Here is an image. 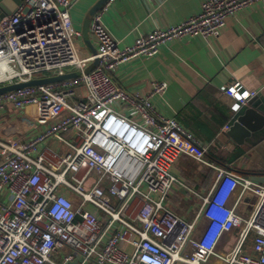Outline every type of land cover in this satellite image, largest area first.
Listing matches in <instances>:
<instances>
[{
  "label": "built area",
  "instance_id": "2783aa9c",
  "mask_svg": "<svg viewBox=\"0 0 264 264\" xmlns=\"http://www.w3.org/2000/svg\"><path fill=\"white\" fill-rule=\"evenodd\" d=\"M257 2L264 0H205L198 14L141 34L124 47L104 28L103 7L89 26L97 53L85 58L79 56L82 34L73 27L70 0H23L13 14L0 18V86L80 73L0 95V112L7 105L37 106L42 128L24 142L0 143V264H71L76 254V264H206L221 236L236 228L235 243L218 259L264 264V184L211 165L216 177L200 197L196 216L191 222L177 216L167 203L181 185L173 164L208 146L201 147L175 118L156 112L152 99L166 92L165 82H152L140 96L111 78L121 64L156 56L174 39L217 38L227 18ZM94 60L98 64L86 73ZM78 88L83 97L76 96ZM223 91L233 100L234 115L257 95L238 82ZM50 141L63 151L44 146ZM237 188L239 198L229 206ZM245 194L256 202L244 217L236 208ZM201 217L207 223L196 235ZM251 236L256 256L243 252Z\"/></svg>",
  "mask_w": 264,
  "mask_h": 264
},
{
  "label": "crops",
  "instance_id": "0c3cea01",
  "mask_svg": "<svg viewBox=\"0 0 264 264\" xmlns=\"http://www.w3.org/2000/svg\"><path fill=\"white\" fill-rule=\"evenodd\" d=\"M98 1L70 0L71 21L81 34L90 9ZM203 1L107 0L97 12L106 7L102 24L119 47H124L131 45L141 34L179 24L198 14ZM89 39L92 48L97 50L98 45L90 33ZM77 48L81 58L93 55L82 36ZM112 77L122 90L140 96L148 94L152 82H165L166 92L152 99L156 112L175 118L201 147L208 146L204 153L196 147L191 155H181L173 164L171 172L181 185L173 188L167 203L177 216L188 222L194 219L202 202L200 197L208 193L215 180L216 170L212 166L251 179L253 174H264V120L242 143L222 131L226 124L231 127L241 111L249 106L233 114V100L223 91L228 84L238 82L245 89L256 91L257 95L250 103L264 115V2L254 3L227 18L226 27L217 38L174 39L162 45L156 56L134 57L121 64ZM84 94L83 88L76 89L77 97ZM123 113L131 114L128 110ZM36 114L35 105L23 109L7 105L0 112V143H21L40 132L42 128L36 123ZM44 146L63 151V147L53 141ZM2 155L0 148V161ZM239 195L240 188H237L228 205L232 206ZM250 201L251 195H243L237 213L248 216L255 205L251 206ZM206 223L207 220L201 217L196 235ZM238 234L237 228L224 233L206 264H223L217 256L231 249ZM252 244L251 236L245 241L243 252L256 256ZM68 252V249L62 250V253ZM56 259L62 260L61 255Z\"/></svg>",
  "mask_w": 264,
  "mask_h": 264
},
{
  "label": "water",
  "instance_id": "95a60500",
  "mask_svg": "<svg viewBox=\"0 0 264 264\" xmlns=\"http://www.w3.org/2000/svg\"><path fill=\"white\" fill-rule=\"evenodd\" d=\"M23 0H0V18L5 15L13 14ZM107 0H99L89 11L88 18L86 19L82 29V39L85 45L95 55L97 50L93 47L89 39V23L90 18L105 4ZM98 60H94L91 65L85 70V72L92 71ZM80 75L79 72H70L63 75H53L48 77L36 78L26 83L12 84L7 86H0V95L9 91H15L25 87L48 85L59 83L68 79H74ZM254 99V98H253ZM264 120V115L259 112V109L253 103H249V106L241 111V114L233 122L232 126L227 131V135L234 138L236 142L242 143L245 137H248L251 131L256 130ZM254 181L264 184V174H253ZM79 255L76 254V264Z\"/></svg>",
  "mask_w": 264,
  "mask_h": 264
},
{
  "label": "rangeland",
  "instance_id": "374dc122",
  "mask_svg": "<svg viewBox=\"0 0 264 264\" xmlns=\"http://www.w3.org/2000/svg\"><path fill=\"white\" fill-rule=\"evenodd\" d=\"M111 78H112L113 82L116 84V82H115L114 78L112 77V75H111ZM93 177H95L94 174H92V175L90 176L88 182L91 181ZM255 202H256V198H255L254 196H251L250 205L252 206ZM112 205H114V203H112ZM56 261L59 262V263L62 262L61 260H58V259H56Z\"/></svg>",
  "mask_w": 264,
  "mask_h": 264
}]
</instances>
